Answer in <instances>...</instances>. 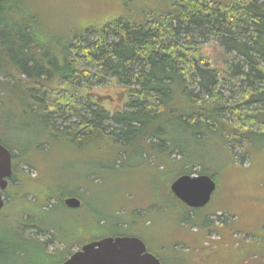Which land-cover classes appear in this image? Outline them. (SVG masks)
<instances>
[{
    "label": "trees",
    "instance_id": "obj_1",
    "mask_svg": "<svg viewBox=\"0 0 264 264\" xmlns=\"http://www.w3.org/2000/svg\"><path fill=\"white\" fill-rule=\"evenodd\" d=\"M89 1L97 7L112 2ZM36 2L0 0V143L13 159L5 192L10 186L17 188L13 195L8 193L10 203L0 213V223L13 207L11 200H17V210L21 209L14 226L5 229L9 237L0 240L1 256L14 241L18 245L14 254L25 258L26 264H47L37 260L54 240L66 242L68 252L81 245L74 233L51 218L68 209L65 198L81 199L82 189L76 183H83L82 193L87 195L85 182L99 179L92 173L81 177L76 169L69 173L68 192V185L55 181L42 185L44 174L40 180L25 176L23 181L14 171L19 165L34 168L35 159L46 162L59 156L57 147L62 152V148L89 151L87 161H80L88 168H96V160L112 171L130 163L150 166L151 160L156 192L161 185L157 178L174 182L202 164L199 150L211 138L231 151L244 143L251 146L253 134H264V0H162V4L146 2L125 9L117 3L102 20L88 18L87 23H75L63 32L44 20L43 7ZM211 42L217 49L207 54ZM92 80L97 85L115 80L133 87L126 108L112 114L90 99L82 102L80 90ZM234 84L242 91L235 98H225L222 90ZM250 123L259 130L248 129ZM66 159L64 154L62 162ZM161 168L167 172L160 176ZM25 182L35 186L34 201L21 189ZM169 193L168 203L176 202L185 210L181 222L201 221L199 230L208 235L217 230L216 222L203 215L206 208L190 209ZM51 198L56 203L46 207ZM28 206L36 210L29 213ZM104 219L96 223L100 230ZM218 223L220 231H233L223 216ZM123 224L115 218L120 234L112 237L132 236ZM31 230L52 238L43 241L28 234ZM260 247L262 243H242L240 249L248 258ZM188 251H180L173 264H190L193 258ZM33 254L39 256L35 261L30 259ZM47 257L48 264L62 261V256Z\"/></svg>",
    "mask_w": 264,
    "mask_h": 264
},
{
    "label": "rangeland",
    "instance_id": "obj_2",
    "mask_svg": "<svg viewBox=\"0 0 264 264\" xmlns=\"http://www.w3.org/2000/svg\"><path fill=\"white\" fill-rule=\"evenodd\" d=\"M95 1L102 2L105 0ZM107 1L112 2L100 7L89 0H37L36 3L39 6L41 5V8L43 7L42 10L46 15L43 17L44 20L49 22L51 26L53 25L57 32H63L65 28L68 29L69 27H71V30L73 29L72 25L75 23L84 24V21L87 23L88 18L100 21L106 14L116 9L115 4L117 3L120 9H125V6L131 8L136 4L142 5L146 2L162 4V0ZM205 49L207 54H213L217 46L214 42H211L206 45ZM97 84V80H92L91 83L88 82L82 86L80 96L85 99L82 102L90 99L94 104L112 114L126 108L133 87L119 85L115 80L105 81L102 85ZM240 91H242L240 86L234 84L233 87L223 89L221 93L225 98L230 99L237 97ZM252 108L254 109V107ZM248 109L252 110L251 106H247L246 110ZM247 127L250 130H259L256 124L250 123ZM251 137V146L244 143L243 148L236 147L231 151L225 150L220 143L211 138L208 142L202 144L199 150L198 160L202 164L194 165L188 172L191 176H199L205 173L217 183V190L211 203L202 212L209 220L216 222L217 230L212 231L210 235L200 232L201 221L196 224L193 220L186 223L181 222L185 210L176 202L175 204L168 203L171 202L169 191L172 193L171 185L173 181L161 180L160 178L156 180L155 177L154 180L161 184L155 192L152 182V173L154 172L152 168L155 167V164L153 165L151 160L150 166L130 163L128 167L119 171L107 169L103 162L96 160L93 164L99 165L96 168L94 166L88 168L80 165V161H87L89 151L83 154L69 148H62V152L57 147L55 153L58 152L59 156L52 157L53 159H47L46 162L35 159L36 165L34 164V168L19 165L17 171L14 170L17 179L24 181L25 176H29L40 180L42 177L40 175L44 174L41 181L42 185L47 186L55 181L61 185H68V189L66 188L68 192L71 191L70 182L68 181L69 173L74 174L78 170L81 177H86L88 173H92L99 179L96 183L85 182L88 188L87 195L82 193L83 183H76V186L82 189L79 191V196L84 202L82 207L77 210L58 211L51 218L56 225L74 233L81 245L72 247L68 252L66 242L54 240L46 252L39 254L41 255L40 258L33 254L30 259L35 261L39 258L37 260L39 263L46 260L48 264L50 259L47 256H62L60 264H63V259H66V262L76 252L80 251L85 244L120 234L114 225L115 218H117V220H122L124 223L121 225L122 228H127L128 232L126 234L141 238L146 243L148 251L159 258L161 257L165 264H173L175 256L180 251L183 252L185 248L189 249L186 254L191 259L193 258L190 264L263 263L264 134H253ZM64 154L67 159L62 162ZM123 156L126 155L123 154ZM61 164L59 173L56 168ZM71 164L72 169L66 171L65 169ZM74 165L77 167H74ZM166 172V169L161 168L158 174L161 176ZM34 187L29 182H25L21 188L24 192L28 191L31 194L29 198L32 201H34ZM14 189L17 188L10 186L8 193L11 195ZM8 193L4 192L6 205L10 203ZM51 199L47 201L48 206L46 207L56 203V198ZM11 203L13 205L12 209L6 210L4 218H1L3 222L0 223V240L2 241L7 239V236L9 237V235H6L5 229L14 226V222L18 217L16 213L21 210H17V200H11ZM27 210L29 213H33L36 209L34 206H28ZM115 214H118L119 217H116ZM219 216L227 219L229 224L232 225L233 231L229 228L220 231ZM102 218H105L104 223L106 224L100 230L96 227V223ZM28 234L43 241L52 238L49 234L37 235L32 230L28 231ZM62 239H64V235ZM253 242H257L259 246L262 243V247L251 255L252 257L245 258L243 256L245 249H240L241 244L246 245ZM15 247L17 248L18 245L13 241L12 245L6 250L8 253L6 252L7 254L3 256L0 255V264H26L28 262L25 258L14 254ZM203 247L206 248L204 254H211L207 258L202 252Z\"/></svg>",
    "mask_w": 264,
    "mask_h": 264
},
{
    "label": "water",
    "instance_id": "obj_3",
    "mask_svg": "<svg viewBox=\"0 0 264 264\" xmlns=\"http://www.w3.org/2000/svg\"><path fill=\"white\" fill-rule=\"evenodd\" d=\"M12 174V153L0 143V213L6 204L3 193ZM216 190L217 183L209 175H182L171 185L175 198L193 210L206 208ZM64 204L68 209L77 210L83 203L79 198L69 197ZM63 264H162V261L148 251L139 237L120 236L88 243Z\"/></svg>",
    "mask_w": 264,
    "mask_h": 264
},
{
    "label": "flooded vegetation",
    "instance_id": "obj_4",
    "mask_svg": "<svg viewBox=\"0 0 264 264\" xmlns=\"http://www.w3.org/2000/svg\"><path fill=\"white\" fill-rule=\"evenodd\" d=\"M86 245V244H85ZM83 248V246L81 247V249Z\"/></svg>",
    "mask_w": 264,
    "mask_h": 264
}]
</instances>
